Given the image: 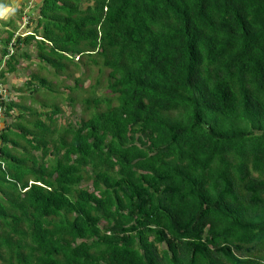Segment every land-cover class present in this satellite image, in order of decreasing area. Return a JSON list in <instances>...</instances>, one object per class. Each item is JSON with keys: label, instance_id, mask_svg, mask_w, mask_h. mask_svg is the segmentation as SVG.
<instances>
[{"label": "trees", "instance_id": "obj_1", "mask_svg": "<svg viewBox=\"0 0 264 264\" xmlns=\"http://www.w3.org/2000/svg\"><path fill=\"white\" fill-rule=\"evenodd\" d=\"M31 8L33 34L15 49L34 39L39 71L84 56L108 69L110 94L90 84L86 113L55 136L40 116L57 119L56 103L5 105L19 122L0 133V264H264V0ZM31 72L23 86L56 91L54 73ZM81 167L91 192L73 187Z\"/></svg>", "mask_w": 264, "mask_h": 264}, {"label": "rangeland", "instance_id": "obj_2", "mask_svg": "<svg viewBox=\"0 0 264 264\" xmlns=\"http://www.w3.org/2000/svg\"><path fill=\"white\" fill-rule=\"evenodd\" d=\"M20 1V0H18ZM38 1V0H35ZM23 2H28L26 0H23ZM22 3V2H21ZM17 4V3H16ZM29 5V3H28ZM28 11L29 14L35 15L36 9L33 10V8L28 7L24 8ZM32 11V12H31ZM27 14V13H26ZM21 18H15L16 21L19 22V26L17 28V31L22 32L23 31H30L32 30L33 23L26 24V21H24V17ZM27 20V18H26ZM33 52V49H31ZM32 61H35V56L31 54L30 58ZM82 58H80L81 60ZM28 62L24 59H19L18 64L16 65L18 68L16 71H13L15 74L12 73H6L4 77V82L0 84V90L1 93L5 92L7 90L8 93H10L14 99L15 102L24 103V104H30L33 105L34 108H36L39 111L48 112L52 108V105H46L42 104L43 101L47 102H54L56 103L60 110L57 115L58 123H66L68 120L72 121L76 118V113L79 112V110L82 108L83 97L87 96L89 91H91V88L88 86L94 85V92L96 94H103L108 95L110 94L109 91H107L106 86V74L108 72L107 68H103V70L100 72L99 65H89L88 67L80 66L79 68L73 70V73L70 74L69 78H65V73L59 74L60 81L55 85L56 91H52L50 95H48L45 87H37V89L33 90L32 86L23 87V83L26 81V78L28 77L29 73L33 70V72H36L38 75H46L47 77H51V73H47L44 70L39 71L34 63H30L27 65ZM3 67V65H2ZM86 72V75L82 78V81H80V85L82 88L79 89L78 87H72L74 84V78L76 76H80V72ZM32 73V72H31ZM99 79V83L95 84L96 79ZM53 80H58V78H52ZM4 84V85H3ZM79 84V82H78ZM16 87H23V90L20 91L16 89ZM16 92V93H15ZM18 92V93H17ZM19 92H21V95ZM71 96L74 100L73 105L68 104L66 97ZM42 104V106H41ZM71 107L73 109H71ZM16 110H13L11 114L6 116H2L0 118V128H2L5 124L9 123V121H16L17 117L12 116ZM25 118L31 119L33 116H28L27 111L25 112ZM42 119H44V115H42ZM47 122V120H45ZM37 152V151H34ZM86 184V183H84Z\"/></svg>", "mask_w": 264, "mask_h": 264}, {"label": "clouds", "instance_id": "obj_3", "mask_svg": "<svg viewBox=\"0 0 264 264\" xmlns=\"http://www.w3.org/2000/svg\"><path fill=\"white\" fill-rule=\"evenodd\" d=\"M23 1V0H22ZM26 1H28V2H24V4H20L19 5V7L18 8H16L17 10L18 9H21L22 10V13L21 14H19L18 15V13H17V10H15V13H14V15L10 18V19H6V17H4V14L8 11V9H6L5 7H4V5H0V58L2 59L1 60V66H0V71H1V69L2 68H4V66L6 65V63H5V61L6 60H8V58L11 56V55H16V57L18 58V61H17V63H16V65L18 64V62H19V59H24V60H26L27 62H28V64L27 65H29L30 63H37V62H39V59H38V57H37V51H36V47H35V44H34V39L33 40H31V42L30 43H25V44H21L20 43V45H19V47H18V49L16 50L15 49V46H14V44H15V40H16V38L18 37V36H20L21 38H23V37H25V36H27V35H29V34H33V32H32V30H30L29 32L28 31H23V33L22 32H19V31H17V28H18V26H19V22L18 21H16L15 20V18H21L20 20H22V16L24 17V21H26V24H28L30 21H29V17L31 16H34V15H32V14H29L28 13V11L30 12V10H25L24 8L26 7V8H28V7H33V4H34V2H37V1H35V0H26ZM103 1H105V0H103ZM28 3H29V5H28ZM90 4L92 3V2H89ZM81 7H83V8H85V7H87L86 5H85V2H81V5H80ZM32 11H34V9L32 10ZM31 11V12H32ZM27 13V14H26ZM26 18H27V20H26ZM4 19H6V20H8L7 22H5V20ZM30 23H33V26L35 25V22H33V21H31ZM13 25H15V27H13ZM32 29H33V27H32ZM9 32L11 33V36H10V40H9V43H8V46H7V52L6 53H2V46H3V40L8 36V34H9ZM38 38H39V36H37ZM31 49H33V52L31 51ZM87 52V51H86ZM89 52H91V53H94V51L93 50H90V51H88L87 53H89ZM18 53L20 54V53H24V54H26V56H27V58H25L24 56L21 58L20 57V55L18 56ZM31 54L32 55H34L35 56V61L36 62H34V61H32L31 59H29L30 58V56H31ZM70 56H72L73 57V59L75 60V62L76 63H72V62H70V63H68L67 65H66V68H64V69H60L59 70V68L60 67H52L51 65H49L48 63H43L44 64V66H45V69L47 68V70H45L47 73H49V71H50V73H54L55 75H56V77H53L52 75V78H58V80H54L56 83L54 84V85H56L59 81H60V79H59V74L60 73H65V78H69V76H70V74H72L73 73V70H75L76 71V69L77 68H79L80 66H84L83 65V63H82V61H83V57L84 56H81V57H79V55L78 54H72V55H70ZM80 58H82L81 60H80ZM2 65H3V67H2ZM76 65H78V66H76ZM89 66V65H88ZM88 66H84V67H88ZM17 67V66H16ZM16 71V70H15ZM6 73H12V74H15L13 71H4V73H3V77H0V84L2 83V82H4V77H5V74ZM2 79H3V81H2ZM26 80H27V78H26ZM58 81V82H57ZM4 85V84H3ZM28 86V85H27ZM29 86H32V88H33V85H29ZM75 86V78H74V84H73V86H71V87H74ZM77 86H79V84L77 85ZM23 87H26V86H23ZM23 87H16V89H18V90H20V91H22L23 90ZM38 87V86H37ZM82 87V86H81ZM79 89H80V86H79ZM16 93V92H15ZM18 93V92H17ZM20 94H18V95H21V92H19ZM68 97L69 96H67L66 97V99H67V102H68V104H69V101H68ZM16 100L14 99V97L10 94V93H8L7 92V90L5 91V92H3V93H1V90H0V118L2 117V116H4V110H5V105L7 104V103H10V102H15ZM46 103H48V104H50L51 102H47V101H45ZM19 103V102H18ZM53 103V102H52ZM74 103V102H73ZM27 105H30V104H27ZM56 105V107L57 108H59V106L57 105V104H55ZM73 105V104H72ZM31 106H33V105H31ZM71 109H73L72 107H71ZM13 110H16V108H13V109H10L8 112V116L11 114V112L13 111ZM59 110H60V108H59ZM81 111H83L84 113H86L85 112V109H80L79 110V112H77L76 113V118L75 119H73L72 121H70V120H68L66 123H58V119H54V120H51V121H49L48 120V115H45V114H43L44 115V119H42V115L40 116V118H41V120L43 121V128H45L46 129V133L47 134H53L54 136L56 135V133L58 132V131H60V130H62L63 128H66L67 127V125L66 124H68L69 122L70 123H74L76 120H78V118L80 117V115H81ZM18 114V112H17V110H16V112L14 113V114H12V116H15L16 117V115ZM27 114L29 115V113H28V111H27ZM6 116H7V114H5ZM57 115H58V113L57 114H55V116L54 117H56L57 118ZM84 116H85V114H84ZM166 116L167 117H169V118H171L172 116H173V113H167L166 114ZM32 119V118H31ZM31 119H29V122H31L30 120ZM45 120H47V122H45ZM16 122H19V118H17L16 119V121H9V123H7V124H10V123H12V124H14V123H16ZM7 124H5L4 126H6ZM4 126L2 127V128H0V133H1V130L4 128ZM10 129H12V127L10 128ZM14 129H16V128H14ZM52 130V131H51ZM15 131V130H14ZM8 139H11V134H10V136H9V138ZM0 141H1V139H0ZM21 143H23V142H21ZM8 144H11V143H8ZM49 146V145H48ZM50 146H51V144H50ZM49 146V147H50ZM127 146L128 145H125V146H123V147H121L118 151H116L115 152V154L116 155H123L124 154V152L126 151V148H127ZM104 148H108V147H104ZM19 150H20V147H19ZM34 151H37V152H34ZM29 154H31V155H34V156H39V154L41 153V150L39 149H32V148H30V150H29V152H28ZM113 158H114V161H115V156H113ZM6 167V163H5V161L4 160H1L0 159V169H4ZM118 165H114L113 166V169H112V172H111V175L112 174H114L116 171H117V169H118ZM77 170H80V171H83V173H82V177H81V179L77 182V184H75L73 187L77 190V189H84V190H86L87 192H91V191H93L94 190V187H93V185H92V179H91V177H89L88 176V174H90L89 172H86V171H84V169H83V167H81L80 169H77ZM110 175V176H111ZM33 181L31 180V179H28V182H27V184H28V186L32 183ZM84 183H86V184H84ZM26 188H23L22 190L24 191ZM77 191H75V193H76Z\"/></svg>", "mask_w": 264, "mask_h": 264}, {"label": "crops", "instance_id": "obj_4", "mask_svg": "<svg viewBox=\"0 0 264 264\" xmlns=\"http://www.w3.org/2000/svg\"><path fill=\"white\" fill-rule=\"evenodd\" d=\"M20 4H24V2L22 0H0V5H4V7L8 9V11L4 14V17H6V19H10L14 15L16 8H18ZM6 19H4L5 22L8 21Z\"/></svg>", "mask_w": 264, "mask_h": 264}]
</instances>
